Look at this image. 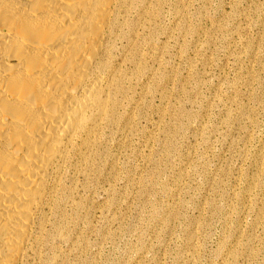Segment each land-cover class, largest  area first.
I'll return each instance as SVG.
<instances>
[{
  "label": "rangeland",
  "instance_id": "1",
  "mask_svg": "<svg viewBox=\"0 0 264 264\" xmlns=\"http://www.w3.org/2000/svg\"><path fill=\"white\" fill-rule=\"evenodd\" d=\"M143 1L133 58L157 75L134 78L132 135L53 216L44 264H264V0Z\"/></svg>",
  "mask_w": 264,
  "mask_h": 264
},
{
  "label": "bare ground",
  "instance_id": "2",
  "mask_svg": "<svg viewBox=\"0 0 264 264\" xmlns=\"http://www.w3.org/2000/svg\"><path fill=\"white\" fill-rule=\"evenodd\" d=\"M141 2L0 0V264H44L53 216L81 207L108 137L132 133L131 84L157 75L133 58Z\"/></svg>",
  "mask_w": 264,
  "mask_h": 264
}]
</instances>
